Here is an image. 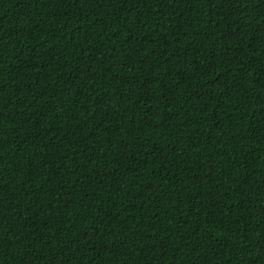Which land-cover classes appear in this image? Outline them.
<instances>
[{
  "label": "trees",
  "instance_id": "obj_1",
  "mask_svg": "<svg viewBox=\"0 0 264 264\" xmlns=\"http://www.w3.org/2000/svg\"><path fill=\"white\" fill-rule=\"evenodd\" d=\"M0 264H264V0H0Z\"/></svg>",
  "mask_w": 264,
  "mask_h": 264
}]
</instances>
